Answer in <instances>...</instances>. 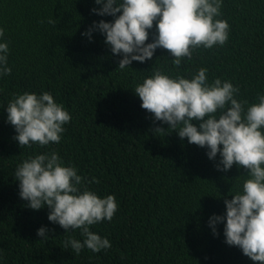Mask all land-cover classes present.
<instances>
[{"label": "trees", "instance_id": "1", "mask_svg": "<svg viewBox=\"0 0 264 264\" xmlns=\"http://www.w3.org/2000/svg\"><path fill=\"white\" fill-rule=\"evenodd\" d=\"M92 7L93 0H0L11 67L0 79V264H254L224 243L222 224L216 236L207 224L213 213L223 214L222 197L235 190L244 169L217 171L204 148L172 129L154 131L168 126L140 107L132 89L153 69L188 76L206 67L209 79H228L239 98L254 100L264 91V0H223L219 18L230 26L228 40L197 49L179 68L162 48L151 60L116 68L118 57L100 33L91 41L81 35L92 21L111 20ZM51 17L55 25L47 23ZM23 91H48L69 111L59 144L19 148L3 108ZM48 150L87 180L94 177L88 186L98 195L114 194L111 221L90 228L110 240L108 250L64 249L66 236L80 239L79 233H64L47 220L46 208L34 211L18 196L16 165ZM42 225L52 229L47 241L36 235Z\"/></svg>", "mask_w": 264, "mask_h": 264}, {"label": "clouds", "instance_id": "2", "mask_svg": "<svg viewBox=\"0 0 264 264\" xmlns=\"http://www.w3.org/2000/svg\"><path fill=\"white\" fill-rule=\"evenodd\" d=\"M93 4L91 13L111 20H94L81 35L91 41L94 32L100 33L118 57L120 70L130 68L133 61L151 60L158 48L166 49L172 65L179 68L197 49L223 46L229 38L230 26L219 18L223 0H93ZM47 23L55 25L56 20L51 17ZM9 53L0 28V79L11 73ZM132 91L154 121L168 126L154 131L172 129L181 140L204 148L217 171L227 172L234 164L244 169L236 177L235 190L222 197L223 214L213 213L207 224L213 236L222 224L226 245L239 248L254 264H264V91L252 101L241 99L238 86L220 77L209 79L206 67L188 76L153 69ZM3 109L19 148L59 144L71 119L48 91L14 93ZM78 172L55 150H48L27 155L13 175L26 207L46 208L50 223L64 233H79L80 239L66 236L64 249L76 255L83 249L106 251L110 240L90 228L111 221L118 203L114 194L98 195L88 186L97 182L95 178L89 181ZM50 231L42 225L36 235L47 241Z\"/></svg>", "mask_w": 264, "mask_h": 264}]
</instances>
